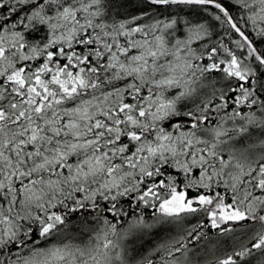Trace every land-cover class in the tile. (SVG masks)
<instances>
[{
  "label": "snow or ice",
  "instance_id": "6c2138e0",
  "mask_svg": "<svg viewBox=\"0 0 264 264\" xmlns=\"http://www.w3.org/2000/svg\"><path fill=\"white\" fill-rule=\"evenodd\" d=\"M0 264H264V0H0Z\"/></svg>",
  "mask_w": 264,
  "mask_h": 264
}]
</instances>
